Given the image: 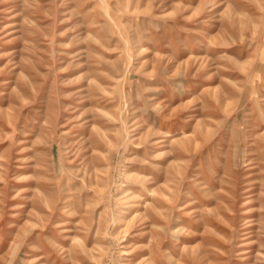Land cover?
I'll return each instance as SVG.
<instances>
[{"label":"rangeland","instance_id":"obj_1","mask_svg":"<svg viewBox=\"0 0 264 264\" xmlns=\"http://www.w3.org/2000/svg\"><path fill=\"white\" fill-rule=\"evenodd\" d=\"M0 264H264V0H0Z\"/></svg>","mask_w":264,"mask_h":264}]
</instances>
